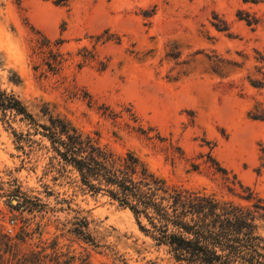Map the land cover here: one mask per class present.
Segmentation results:
<instances>
[{
    "label": "rangeland",
    "instance_id": "1",
    "mask_svg": "<svg viewBox=\"0 0 264 264\" xmlns=\"http://www.w3.org/2000/svg\"><path fill=\"white\" fill-rule=\"evenodd\" d=\"M54 1L0 0V90L33 120L0 111V264H181L86 191L41 125L62 119L171 187L264 201V2Z\"/></svg>",
    "mask_w": 264,
    "mask_h": 264
},
{
    "label": "trees",
    "instance_id": "2",
    "mask_svg": "<svg viewBox=\"0 0 264 264\" xmlns=\"http://www.w3.org/2000/svg\"><path fill=\"white\" fill-rule=\"evenodd\" d=\"M69 1L55 0L53 3L64 6ZM239 18L251 25L250 19ZM0 111L3 114L13 112L33 122L21 102L1 90ZM253 119L264 121L259 115ZM48 122L49 125H41L47 131L44 136L62 162L77 173L86 191L94 195L104 193L128 209L140 229L158 245L168 247L176 262L264 264V238L257 234L259 223L264 222V201L240 206L218 200L212 194L171 187L133 153L116 155L78 133L62 119L50 116ZM222 172L225 174L224 170ZM239 187L246 194L239 198L247 202L252 200L249 189ZM140 219L146 221L149 229L140 225ZM9 236L5 232L1 237L8 248L11 247Z\"/></svg>",
    "mask_w": 264,
    "mask_h": 264
},
{
    "label": "built area",
    "instance_id": "3",
    "mask_svg": "<svg viewBox=\"0 0 264 264\" xmlns=\"http://www.w3.org/2000/svg\"><path fill=\"white\" fill-rule=\"evenodd\" d=\"M7 233L11 234L12 230L8 227V229L6 230Z\"/></svg>",
    "mask_w": 264,
    "mask_h": 264
},
{
    "label": "water",
    "instance_id": "4",
    "mask_svg": "<svg viewBox=\"0 0 264 264\" xmlns=\"http://www.w3.org/2000/svg\"><path fill=\"white\" fill-rule=\"evenodd\" d=\"M12 203L14 204V203H15V201L13 200V201H12Z\"/></svg>",
    "mask_w": 264,
    "mask_h": 264
}]
</instances>
